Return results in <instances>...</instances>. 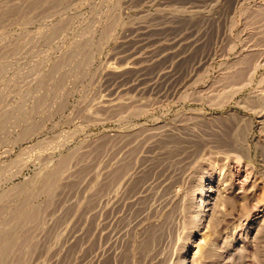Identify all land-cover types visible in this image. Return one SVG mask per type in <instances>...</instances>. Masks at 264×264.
I'll use <instances>...</instances> for the list:
<instances>
[{
	"label": "rangeland",
	"instance_id": "rangeland-1",
	"mask_svg": "<svg viewBox=\"0 0 264 264\" xmlns=\"http://www.w3.org/2000/svg\"><path fill=\"white\" fill-rule=\"evenodd\" d=\"M0 237V264H264V0H0Z\"/></svg>",
	"mask_w": 264,
	"mask_h": 264
},
{
	"label": "bare ground",
	"instance_id": "bare-ground-1",
	"mask_svg": "<svg viewBox=\"0 0 264 264\" xmlns=\"http://www.w3.org/2000/svg\"><path fill=\"white\" fill-rule=\"evenodd\" d=\"M2 236V235H1ZM9 236V235H8ZM7 237V236H6ZM1 238V237H0ZM8 239V238H7ZM2 241H4V238H3V240ZM6 241V240H5ZM8 241H9V239H8ZM2 243V242H1ZM1 245V244H0ZM7 245V244H6ZM5 245V246H6ZM4 251L2 250V253H3ZM6 255V254H5ZM3 256V255H2ZM1 259V258H0ZM6 262V260H4V263Z\"/></svg>",
	"mask_w": 264,
	"mask_h": 264
}]
</instances>
